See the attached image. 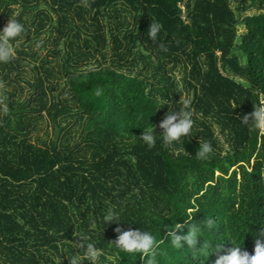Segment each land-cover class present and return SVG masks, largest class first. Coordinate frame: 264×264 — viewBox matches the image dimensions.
<instances>
[{
	"label": "trees",
	"instance_id": "16d2710c",
	"mask_svg": "<svg viewBox=\"0 0 264 264\" xmlns=\"http://www.w3.org/2000/svg\"><path fill=\"white\" fill-rule=\"evenodd\" d=\"M118 1L0 0V29L10 18L24 24L23 34L50 29L53 56L18 49L0 61V82L16 88L23 80L20 55L37 61L30 65L33 78L25 80L29 96L8 102V110L0 106V264H69L72 241L81 234L96 244L101 259L147 264L141 254L133 258L111 244L118 226L152 232L159 244L155 264H214V255L171 245L166 226L188 217L214 221L212 230L203 231L205 241L226 248L232 241L253 253V234L264 228V132L239 116L264 106V0H238L240 13L259 9L250 15H237L231 0H122L135 12L128 41L112 34V64L78 70L72 61L97 54L106 59L101 17L118 19ZM151 20L162 24L157 43L147 37ZM137 47L156 62L141 54L144 63L135 73L138 59L126 57ZM183 58L190 64L183 83L192 92V136L173 147L157 141L148 148L139 138L158 120L157 93L177 101L167 66ZM56 67L63 85L51 80ZM44 113L54 125L59 118L75 119L80 141L70 146L34 138L35 121ZM62 130L65 137L69 131ZM204 142L214 149L208 161L195 157ZM113 206L125 222L100 226L96 217ZM65 247L70 254L63 258Z\"/></svg>",
	"mask_w": 264,
	"mask_h": 264
},
{
	"label": "clouds",
	"instance_id": "9594fccd",
	"mask_svg": "<svg viewBox=\"0 0 264 264\" xmlns=\"http://www.w3.org/2000/svg\"><path fill=\"white\" fill-rule=\"evenodd\" d=\"M161 30L162 24L151 20L147 29V37L157 43ZM24 32V24L13 18H10L8 23L0 29V61L6 62L13 58L14 52L10 44L16 38L22 37ZM158 47L162 51H167L164 44H159ZM95 95L100 96L101 90L97 89ZM175 105L161 101L160 106L154 110L155 113L165 106H167V111L163 113L159 123H150V127L147 130L142 128L143 132L139 140L146 144L148 148L154 147L157 141H160L165 147H173L180 144L182 138L192 136L194 120L193 112L189 107V101H182L181 104H178V108ZM239 118L242 124L258 132H264V106H255L252 113L239 116ZM156 128L161 130L159 135L155 134ZM213 155L214 149L212 144L204 142L199 144L195 157L201 161H208ZM96 218L100 226L105 222L117 225L125 222L121 218L120 211L115 206L108 207L102 218ZM96 227V222H93L91 228L95 229ZM166 227L168 228L169 241L175 249H189L194 254L205 255L206 258L214 255L216 257L214 264H264V228L253 234V253L250 254L242 246L233 243L231 240L233 246L230 248H226L223 242L214 245L213 241H205L203 239V231L214 228V221L210 218L193 223L192 218L188 217L184 218L183 222L175 220L171 225ZM114 231L117 233V236L111 244L116 249L122 253L131 255L133 258L139 253L142 259L148 258L147 264H155L159 244L151 231H145L140 228L123 230L119 226ZM76 237L78 239L72 241V247L78 251L83 249L81 251L82 256L69 258V264H84V261H87V264H99L100 252L96 244L90 241L88 235L81 234Z\"/></svg>",
	"mask_w": 264,
	"mask_h": 264
},
{
	"label": "rangeland",
	"instance_id": "374dc122",
	"mask_svg": "<svg viewBox=\"0 0 264 264\" xmlns=\"http://www.w3.org/2000/svg\"><path fill=\"white\" fill-rule=\"evenodd\" d=\"M251 3H258V1H252L248 0V5H251ZM240 5L238 0H231V7L235 11V13L241 14V15H250L255 14L259 12V9L251 7L250 9L246 10L245 12L240 13L237 10V6ZM41 8H44L48 10L53 17L54 13L46 6L45 3L41 2ZM115 9L118 10V19L116 18H108L107 16H102L101 21L104 24V32L105 36L107 37V47L105 48L104 52L106 55V59L103 60L100 54H97L94 57H90L88 59H81L72 61L74 63V66L77 67L78 70L86 69L95 67L98 62L103 65H110L112 64V58H114V42L112 39V34H118L119 38L125 43L128 40L125 38V35L128 34L130 30H132L135 27L134 24V10H131L129 6H125L122 2V0H119L118 3L114 6ZM184 9V7H182ZM19 6H15L14 15H16L19 12ZM184 16V15H183ZM242 17V16H241ZM9 20L6 21L5 25L8 23ZM117 23H121L119 28L116 27ZM241 30V28H239ZM33 30V28H32ZM120 31V32H119ZM51 40V31L50 29L43 30L40 34L36 35L33 31H31L29 34H23L22 37H18V40L14 43L11 42L10 47H12L14 54L17 53L16 50H24L29 52H35L37 57H47L48 59H52L53 56L49 53L50 47L52 45L50 44ZM141 54L147 55V58L145 60H150L151 62H156V58L154 56L148 57V52L143 50L141 47L134 48V50L131 52V54H128L126 58L134 60V58L138 59V64H136V68H134L135 73L137 70H139L142 67V64L144 63L142 59L140 58ZM20 59H22V67H21V76L23 80L19 82L20 86L17 88L12 85H8L6 82L1 81L0 82V106L5 107L7 110L9 109L8 102L12 101L13 99L16 101H24L30 94L31 88L26 83L25 80L32 79L33 78V71L31 69L32 64H35L37 61L30 57V55H20ZM52 63H55L56 61L51 60ZM175 65V66H172ZM190 64L185 61V58H183L181 61L177 62L176 64H169L167 68L172 69L169 70V74L171 75L173 81L176 84V90L178 92L177 101H168L164 95H161L160 93H157V99L161 103L163 101L164 103H171L176 104L175 106L178 108L182 101L188 100L191 98L192 92H188L186 87L184 86L183 79L185 76L188 75ZM57 70L55 72L56 78H52V82L61 83L63 85L64 83V74L63 72H60L58 70V67H56ZM148 71H144L143 75H146ZM161 73V72H159ZM160 75V74H159ZM157 75V78L159 77ZM148 77V76H147ZM150 80V83H154L157 81L156 78H148V81ZM17 84V85H19ZM58 91H55V94ZM65 92V91H64ZM68 96V95H67ZM69 97V96H68ZM60 99H64L63 93L60 95ZM68 103L70 105L72 104L71 99L68 98ZM167 111L166 108H161L158 113V120L156 124L159 123L161 117L163 116V113ZM75 119L72 118H59L57 120L58 125H54L52 120L44 113L42 117L36 119V126L33 128L32 135L34 138H40V139H55L57 138L59 142H64L72 146L76 142L80 141V134H81V125L80 123H75ZM66 128L69 132H67L66 136L64 137V131L62 128ZM66 130V131H67ZM227 146V145H226ZM83 250V249H82ZM75 254L73 255V258L76 256H82V252L74 249ZM70 254V251L68 250V247H65L64 250H62V256L63 258L68 257ZM110 260L113 259L112 256H108ZM84 264H87V261H84ZM99 264H112L110 261H106L104 259L99 258Z\"/></svg>",
	"mask_w": 264,
	"mask_h": 264
}]
</instances>
